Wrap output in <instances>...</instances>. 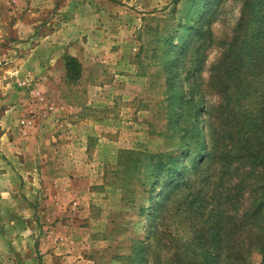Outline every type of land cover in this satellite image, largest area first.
Masks as SVG:
<instances>
[{
	"label": "rangeland",
	"instance_id": "rangeland-1",
	"mask_svg": "<svg viewBox=\"0 0 264 264\" xmlns=\"http://www.w3.org/2000/svg\"><path fill=\"white\" fill-rule=\"evenodd\" d=\"M250 1L0 0V264H198L187 203L227 218L224 199L222 247L261 264L235 221L264 167L219 160L241 153L234 114L255 103L238 91H264L244 55ZM190 96L201 110L175 115Z\"/></svg>",
	"mask_w": 264,
	"mask_h": 264
},
{
	"label": "trees",
	"instance_id": "trees-1",
	"mask_svg": "<svg viewBox=\"0 0 264 264\" xmlns=\"http://www.w3.org/2000/svg\"><path fill=\"white\" fill-rule=\"evenodd\" d=\"M205 2H201L204 4ZM249 16L250 19L248 21V27L250 28L249 33L247 34L248 41H246L247 50L245 52V57L247 62H251L252 68L257 70H264V0H251L249 3ZM193 35H199L198 28H195L193 25ZM189 45L187 44L182 50L186 49ZM234 61V60H232ZM253 69V70H254ZM185 75H187L185 73ZM225 78H233L234 80L237 78V68L236 75L233 77V74L229 71ZM231 79V81H234ZM241 85V84H240ZM238 90L240 88H237ZM240 96L251 95L254 99L255 103L253 108H242L243 113L238 111L234 114V117L240 115L242 118L239 121L243 126L244 137L240 136L238 144L236 147L242 148L241 153H235L239 151L237 148H233L231 151H223L219 160L222 163H229L235 161L236 159H242L244 163H248L251 167H264V154L253 150L254 145H263L264 141H260V138L263 137L264 132L262 128L264 126V91H249V93H243L242 91H238ZM237 96V94H235ZM193 98V97H192ZM181 99V97L179 98ZM199 102H193L190 96V101L188 102V109L182 110V107H178L175 115L178 113L180 117L183 113H187L188 119L192 118V113L201 110V106ZM176 116L175 118H178ZM191 138H199V134L194 128L189 130ZM186 131H184L185 134ZM188 135V134H187ZM193 148L189 147L188 144H183L181 147V156L178 159L177 164H174L175 171H167L166 178L169 179V182H172V178L178 177V179L182 178L184 174V170L182 169V160L190 159V163H195L194 160H199L202 158L201 152L204 150L202 143L198 140L193 141ZM201 149V151H199ZM245 155V156H243ZM211 156V154L209 155ZM241 157V158H240ZM161 167V166H160ZM228 168V167H227ZM159 170V168H158ZM248 174L246 177H248ZM263 176V175H262ZM264 177V176H263ZM264 178L257 176L255 178V182L261 181L259 185L256 186L255 192H257V196L254 198V201L250 202V208L244 211L235 221L236 228L238 225L239 231H244L245 233L242 236V239L248 241L249 243H256L257 249L261 256V264H264ZM241 182H239L240 184ZM176 184V183H175ZM171 186V185H170ZM173 187V186H171ZM221 194V193H218ZM202 194L200 196L199 203L201 204L204 200L202 199ZM196 199V198H195ZM217 203L214 206L219 207L223 204L219 199H217ZM221 202V203H220ZM190 203V204H189ZM187 203L188 212L187 214L196 224L198 223L202 227L205 228L206 234V246L203 245V251L200 255L201 260L198 264H214V262L218 259V256L223 254L225 264H248L243 261L241 255L235 254L230 249H225L224 244L222 245V238L220 237V232L222 229H225L224 220H229L234 214V206L230 204L229 199H224L225 208L229 211L230 216L227 215V218L220 215V211L213 210L204 212L198 206L193 207V200ZM199 204V205H200ZM224 213V212H222ZM224 248H223V247ZM143 261V260H142Z\"/></svg>",
	"mask_w": 264,
	"mask_h": 264
}]
</instances>
